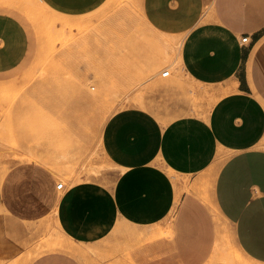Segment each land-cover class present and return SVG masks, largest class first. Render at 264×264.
<instances>
[{"label":"crops","instance_id":"obj_1","mask_svg":"<svg viewBox=\"0 0 264 264\" xmlns=\"http://www.w3.org/2000/svg\"><path fill=\"white\" fill-rule=\"evenodd\" d=\"M45 1L66 9L96 2ZM16 5L0 1V74L17 69L30 51ZM142 10L151 29L183 38L182 71L217 100L205 113L182 98L165 109L172 118L164 122L145 108L116 112L101 131L102 174L72 168L62 188L57 177L66 169L27 161L12 168L0 181V260L22 256L32 228H45L51 215L67 239L38 264H100L96 251L107 258L112 245L134 264H202L212 220L188 190L201 180L236 248L264 264V0H142ZM169 229L172 235H163Z\"/></svg>","mask_w":264,"mask_h":264},{"label":"rangeland","instance_id":"obj_2","mask_svg":"<svg viewBox=\"0 0 264 264\" xmlns=\"http://www.w3.org/2000/svg\"><path fill=\"white\" fill-rule=\"evenodd\" d=\"M14 1L13 11L26 25L31 46L17 69L0 74V181H7V173L26 161L66 169L58 183L68 184L74 177L72 168L102 174L101 131L116 112L145 108L164 122L172 115L162 113L182 98L194 108L207 107L205 113L217 100L207 88L189 81L179 64L183 38L161 37L151 29L142 0H96L80 9L45 0ZM166 46L172 47L167 62L161 54ZM168 69L170 75L162 76ZM58 161L65 165L58 166ZM188 190L207 206L212 220L202 264H260L236 248L231 226L214 210L205 182L194 180ZM43 225L32 228L31 245L22 256L0 264H38L45 252L54 251V243L66 237L51 215ZM120 235L116 230L111 234ZM135 247L125 246V253L130 255ZM111 248L107 258L103 249L96 251L100 264H134L120 260L119 245Z\"/></svg>","mask_w":264,"mask_h":264},{"label":"bare ground","instance_id":"obj_3","mask_svg":"<svg viewBox=\"0 0 264 264\" xmlns=\"http://www.w3.org/2000/svg\"><path fill=\"white\" fill-rule=\"evenodd\" d=\"M0 1H7V2H10V3H16L14 0H0ZM151 28V27H150ZM43 34V33H42ZM161 37H162V35H161ZM165 40V39H164ZM157 41V40H156ZM158 42V41H157ZM157 42H155V43H157ZM180 42V41H179ZM154 46H158V44L157 45H154ZM158 48V47H157ZM177 49V48H176ZM171 50H172V47H171ZM170 49H169V46H166V47H164V50L162 51L163 53H161V54H164V60L167 62V61H169L170 60V58H171V51ZM178 50V49H177ZM176 50V51H177ZM179 52V51H178ZM163 59V58H162ZM165 71V70H164ZM163 71V72H164ZM162 72V73H163ZM210 185V184H209ZM211 187V186H210ZM207 188V187H206ZM209 202V201H208ZM216 211V210H215ZM63 238V237H62ZM67 238H65V240H66ZM64 240V239H63ZM70 240V239H69ZM68 240V241H69ZM61 242H62V240H61ZM69 243H71L70 241H69ZM55 244V243H54ZM61 244V243H60ZM63 245V244H62ZM58 246H60L59 244L58 245H54V247H58ZM66 246V245H65ZM68 246V245H67ZM47 247H50V246H47ZM220 247V246H219ZM65 248V247H64ZM66 248H68V247H66ZM74 248V247H73ZM76 248V247H75ZM57 249V248H56ZM76 250V249H75ZM80 250V249H79ZM216 252V251H215ZM248 258V257H247ZM255 263H259V262H257V261H254Z\"/></svg>","mask_w":264,"mask_h":264},{"label":"built area","instance_id":"obj_4","mask_svg":"<svg viewBox=\"0 0 264 264\" xmlns=\"http://www.w3.org/2000/svg\"><path fill=\"white\" fill-rule=\"evenodd\" d=\"M247 40H248V37H247V36H245V37L242 39L243 42H247ZM170 73H171V72H170L169 69H168V70H165V71L162 73V76L167 77V76L170 75ZM63 185H64L63 182H59V183L57 184V187H58V188H62Z\"/></svg>","mask_w":264,"mask_h":264}]
</instances>
